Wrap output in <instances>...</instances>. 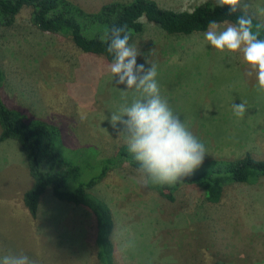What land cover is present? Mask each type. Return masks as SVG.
Instances as JSON below:
<instances>
[{
	"label": "rangeland",
	"instance_id": "374dc122",
	"mask_svg": "<svg viewBox=\"0 0 264 264\" xmlns=\"http://www.w3.org/2000/svg\"><path fill=\"white\" fill-rule=\"evenodd\" d=\"M71 1L94 11L112 0ZM156 1L191 9L203 0ZM244 2L247 14L264 24V0ZM29 13L25 7L10 26L0 25L3 100L28 118L56 125L59 146L74 150L69 153L78 159L92 163L110 155L126 143V134L118 136L105 117L124 103L122 93L128 103L140 93L116 84L103 55L82 51L67 35L37 29ZM143 22L130 42L142 53L137 63L157 66L161 96L205 145L204 159H235L245 152L264 158V91H258L255 74L246 75L250 66L243 54L211 46L204 39L208 27L168 35ZM242 102L247 110L238 117L233 104ZM140 181L141 173L123 163L92 188L113 214L116 264H264V178L227 186L218 202L206 200L199 184L183 185L169 201ZM30 184L19 145L0 141V256L24 253L38 264H96L91 211L58 199L49 187L32 217L23 203Z\"/></svg>",
	"mask_w": 264,
	"mask_h": 264
},
{
	"label": "trees",
	"instance_id": "16d2710c",
	"mask_svg": "<svg viewBox=\"0 0 264 264\" xmlns=\"http://www.w3.org/2000/svg\"><path fill=\"white\" fill-rule=\"evenodd\" d=\"M30 8V23L37 29L67 35L82 51L101 54L108 62L113 56L107 53V44L102 42L105 32L112 26H127L131 40L140 34L144 21L158 26L164 33L189 34L205 30L209 22L230 21L245 12L236 10L230 14L227 5L219 7L217 0H203L191 9H171L161 6L156 0L106 1L94 11H86L71 0H0V25L10 26L16 14ZM250 16L253 25H264ZM86 25V26H83ZM85 28V31L82 29ZM256 31L255 27L253 29ZM264 39V27L259 29ZM5 74L0 67V88ZM15 141L22 152L31 186L23 193V203L32 217L37 215L41 196L50 187L58 199L81 204L94 216V242L96 264H116L112 240L114 219L107 202L97 196L92 188L106 173L125 163L139 168L127 144L115 147L113 152L92 163L77 154H70L59 146L58 128L41 118H28L22 111L9 107L0 93V141ZM68 152V153H67ZM264 178V158H254L245 152L235 159L210 157L191 175L174 184H148L169 201L183 185L199 184L210 202L222 199L227 186L237 183L255 185Z\"/></svg>",
	"mask_w": 264,
	"mask_h": 264
},
{
	"label": "clouds",
	"instance_id": "9594fccd",
	"mask_svg": "<svg viewBox=\"0 0 264 264\" xmlns=\"http://www.w3.org/2000/svg\"><path fill=\"white\" fill-rule=\"evenodd\" d=\"M217 5H227L230 14L242 8L245 14L237 17L235 23L210 21L204 39L221 52H241L250 66L246 75L255 74L258 91H264V39L260 38L259 32L264 25H253L244 0H217ZM101 39L107 44V53L113 56L108 67L113 77H118L116 84L140 93L131 103H128L126 92L122 93L124 103L118 110L111 111L110 117H105L118 136L126 134L128 151L139 164L140 182L145 186L150 183L174 184L191 175L202 165L207 150L181 121L180 114L174 112L167 99L161 96L156 79L157 66L148 60L150 67L137 63V57L142 53L130 43L131 33L127 26H112ZM233 110L236 116L242 117L247 107L242 102L233 104ZM81 119H86V114H81ZM0 264L38 262L24 253H9L0 256Z\"/></svg>",
	"mask_w": 264,
	"mask_h": 264
}]
</instances>
